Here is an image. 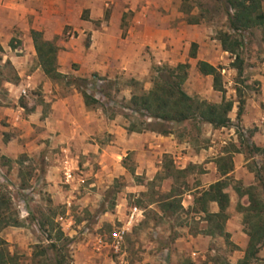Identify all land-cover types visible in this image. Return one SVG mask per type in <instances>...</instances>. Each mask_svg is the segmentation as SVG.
Segmentation results:
<instances>
[{"label":"crops","instance_id":"1","mask_svg":"<svg viewBox=\"0 0 264 264\" xmlns=\"http://www.w3.org/2000/svg\"><path fill=\"white\" fill-rule=\"evenodd\" d=\"M71 2L64 4L59 12L61 19L54 30L49 28L52 22L50 15L43 17L38 24H33L31 29L42 31L46 40L59 36L64 25H69L78 32L76 37L71 35L65 40L59 36L56 40L57 71L70 76L73 82L64 87L47 78L40 67H36L18 85L7 84L11 104L0 105V155L15 158L20 153H27L34 159L40 158L45 164L44 179L51 197L56 203L67 204L70 203V190H58V182L62 179L70 188L85 182V171L78 170L79 158L85 160L83 165H88L92 159L99 161V173L96 174H99V186L105 175L116 174L117 168L121 167V157L128 153H131L134 161L135 176L151 178L161 168L156 164L162 163L165 156L170 158L175 172L184 170L181 175L195 167H201V176L193 177L192 185L188 186V182H184L182 190L177 193L183 210L197 215V226L192 232L187 231L174 237L170 263L183 264L187 259L197 264L199 259H205L206 252L215 251L213 245H217L216 242L225 245L229 241L234 249L229 251L227 262L236 264L243 258L249 236L245 231L243 212L237 208L238 203L247 205L248 200L236 193L234 185L239 181L243 187H248L257 185L258 181L255 169L248 167L242 145L234 135L233 122L237 120L249 130L251 146L260 157L256 164H264V28L256 29L259 38L255 46L254 62L245 67L249 73L244 76L243 81L250 88L247 94L241 90L244 105L240 117L237 118L236 84L232 85L229 79L227 82L223 81L226 93L227 89L234 93V98H229L233 100V107L228 113L229 125L214 128L209 123L197 120V124L202 123L207 133L217 136L225 131L221 135H232L228 139H232V143L214 157L215 161L204 160L209 155L207 153L212 152L204 149L196 152L189 137L175 132L173 126L167 134L145 128L129 131L127 128L131 122L127 117L119 114L107 116L97 105L99 98L95 94L91 95L96 102L86 105L80 90L90 92L84 85L79 89L74 80H84L86 85L91 77L97 75L108 79L134 78L144 81L143 89L148 90L151 82L146 81V78L153 65L164 63L175 66L178 63H188L187 78L182 85L184 91L192 97L219 103L221 92L213 89L211 75H203L198 71L197 62L202 60L214 66L222 65L223 73L235 75L237 70L225 67L233 60V56L222 49L217 36H213L212 27L203 22L204 19L192 22L186 20L185 12L180 8L182 0ZM71 6H74L73 14L68 13ZM86 8L89 9L88 17L82 18V11ZM262 9L264 12V0ZM190 14H194V10ZM86 30L90 33L87 46L83 43ZM8 35L9 41L12 35ZM18 39L22 41L24 51L20 50L23 55L15 57L14 65L21 70L18 74L22 77L28 61H33L36 52L29 30L22 32ZM0 43L2 44V40ZM192 50L194 56L191 55ZM27 86H40L41 99H30L27 107L20 106L17 103L18 92ZM118 93L126 101L133 94L129 87L118 90L117 97ZM5 136L8 137L4 139ZM221 142L227 144L225 141ZM227 154H231L233 161V169L225 175L229 176L228 179L217 170V161ZM66 169L73 172L70 181L63 178ZM164 178L169 183V189L173 187L175 179H178H174L171 173L165 174ZM219 179L229 183L226 188L229 202L225 209L227 218L223 227L224 235L204 234L200 231L206 229L209 223L204 219L203 212L192 210L193 198L198 191L208 188ZM209 209L210 212H217V203L211 202ZM198 230L199 233H194ZM250 264H264V245Z\"/></svg>","mask_w":264,"mask_h":264},{"label":"rangeland","instance_id":"2","mask_svg":"<svg viewBox=\"0 0 264 264\" xmlns=\"http://www.w3.org/2000/svg\"><path fill=\"white\" fill-rule=\"evenodd\" d=\"M68 2L72 3L71 0H0V36L2 40V44L0 43V105L11 104L7 84L18 85L22 79L26 78L27 74L34 71L36 67H40L35 56L32 62L28 61L27 69H24L22 77L19 76L18 71L21 70L14 65L16 64L15 57L23 55L20 50L24 51V47L18 36L27 30L30 34L33 24H38L47 15L52 17L49 28L54 30L61 19L59 12ZM73 8L74 6H71L68 13L73 14ZM180 8L185 12V18L188 21L204 19L202 21L212 27L215 37L219 31L228 30L222 0H182ZM191 10H194V14H190ZM88 13V8L83 9L81 17L87 18ZM256 32V29H251L243 33L245 40L241 48V56L244 60L242 77L237 74L223 73L221 70L222 80L227 82L230 79L232 85L236 84L244 94H247L250 88L245 85L243 80L244 76L249 73L245 67L254 62L255 46L259 38ZM8 34L12 35L9 41ZM89 34V31L86 30L83 35V43L86 46L90 40ZM70 35L76 37L78 32L71 26L64 25L59 36L67 40ZM59 36H55L51 41L56 44ZM10 42L14 47L9 45ZM167 66L173 65L159 63L152 66L146 78V81L151 82L148 90L153 86L157 69ZM225 67H231L230 62ZM14 74H17V80L14 78ZM97 77L100 76L97 75ZM47 78L49 77L47 76ZM101 78L105 81L100 88L101 95H98L97 105L103 109L107 116L119 114L127 117L137 127L161 129L160 121L149 119L140 112L127 111L126 106L129 105V100H124L119 95L120 93L117 97V91L123 87L131 88L132 93L135 94L147 92L148 90L143 89L144 81L134 78L117 79V77L108 79L106 76ZM49 79L64 87L73 82L68 75ZM74 84L79 86V89H81V85L85 86V82L80 80H74ZM251 86L254 88V85ZM25 89V95L21 94V91L18 92L17 103L20 106L27 107V102L30 99H41L40 86H27ZM233 95L234 93L227 89L226 98L233 99ZM233 123L236 138L242 142L244 140L249 142L251 140L249 130L245 128L246 133H243L240 138L235 127L243 126L237 120H234ZM169 126L170 128L173 126L175 132L183 134V137L188 136L196 152L199 153L202 149L212 152L207 153L209 155L204 160L215 161L214 157L225 146L232 143V139L228 140L232 135H221L225 131L217 136L207 133L202 123L197 124L195 119L189 120L186 124ZM6 137L8 136H5L4 139ZM221 141H225L227 144ZM241 148L248 160V167L251 166L256 170V162L260 158L259 153L249 143H243ZM164 158L162 163L156 164L161 168L149 178L133 174L134 161L131 153H128L121 157L119 162L121 167L117 168L116 174L114 176L105 175L100 186L99 174L96 175L99 173V161L92 159L88 165H83L85 160L82 161L79 158L78 170L85 171V182L71 188L69 185H65L62 179L58 182L60 187L58 190H70L68 195L70 203L67 204L56 203L51 197L44 179L45 164L40 158L34 159L27 153H20L15 158L0 155V170L3 173L0 176V192L7 198L9 205L5 214L18 221L17 226L8 225L0 230V237L8 242V249L12 254L11 264H41L42 262L43 264H52L54 262V256L50 250L46 254L36 257L32 255L33 252L39 250L40 246H45L48 243L46 234L38 229L36 221L48 220L52 214H55L54 220L71 238L68 248L69 256L66 259L72 264H171V245L174 237L185 234L187 231L192 232L197 226L195 223L197 215L191 212L186 213L185 209L174 215L163 213L159 202L171 189L174 191L173 193L177 194L182 190L184 182H188V186L192 185V178H199L202 169L195 167L185 175L177 174L174 168L171 169L174 179H178H175L173 187L169 189V183L164 178L167 171L162 165L170 162V158L168 156ZM133 205L143 210V217L125 235L122 246L117 251L108 245L97 248L96 240L99 237L106 240L108 232L120 224L118 219L123 220L128 208ZM216 243L217 245H213L215 251L206 252L205 259H199L197 264H228L227 255L234 249L233 245L229 241H226L225 245ZM37 260H42V262L37 263Z\"/></svg>","mask_w":264,"mask_h":264},{"label":"trees","instance_id":"3","mask_svg":"<svg viewBox=\"0 0 264 264\" xmlns=\"http://www.w3.org/2000/svg\"><path fill=\"white\" fill-rule=\"evenodd\" d=\"M221 1V0H220ZM263 0H222L228 30L219 31L217 38L221 47L233 56L230 62L232 68L237 70V76L242 77L244 60L241 56V48L244 44V32L264 28V12L262 9ZM30 37L33 41L34 49L38 64L43 73L49 78H60L64 76L57 71L56 54L58 46L51 40L43 38L42 32L31 29ZM11 47L14 45L10 42ZM195 46V44H192ZM194 51L191 55L194 56ZM8 62V61H7ZM188 63H178L175 66H167L157 69V74L153 79V86L147 92L140 94L133 93L129 99L128 109L140 112L145 117L160 121L161 129L152 127H144L145 129L158 130L160 133L167 134L171 132L169 125L180 124L184 121L195 119L199 122L211 124L214 128L228 126L230 118L228 113L233 107V100L226 98V89L223 84L221 69L222 65L214 66L206 61L199 60L197 69L203 75L212 76V87L214 90L221 92L222 98L219 103L208 102L204 99H198L188 95L182 85L187 78ZM17 80V74H14ZM7 81L11 82L7 79ZM84 82V80H82ZM237 93V118L243 111L244 98L241 89L236 85ZM86 105L95 103L96 100L86 90H80ZM129 131H140L143 128L137 127L131 123ZM236 132L242 137L240 130ZM239 138V139H240ZM240 144H251L250 141L239 140ZM252 145V144H251ZM253 147V146H252ZM173 166L171 162L165 163L164 168L170 175ZM233 169V161L231 154H227L219 158L217 161V170L221 176L227 175ZM184 170H177V174H181ZM257 185L243 187L241 182H236L234 189L240 197H247V205L238 203L237 208L243 212V222L245 223V231L249 236L247 246L244 250L243 258L238 260L236 264H250L257 258V253L262 245H264V164H256ZM224 178L228 179L229 176ZM229 183L224 179H219L210 184L208 188L198 191L193 198L192 210L194 212H203L204 219L207 220L208 227L201 230V233L215 235L223 234V227L227 218L225 209L229 202V196L226 188ZM174 191L169 190L160 200V209L163 213L174 215L178 211H183L181 199L177 197ZM216 202L218 206L217 212H210V203ZM8 200L4 194L0 192V230L1 228L13 225L17 226L18 221L6 215L8 209ZM55 214L50 218L38 223V229L46 234L48 243L40 246L37 252H33V257L46 254L52 251L54 262L52 264H72L66 258L69 256L68 248L71 238L64 232L58 222L54 220ZM194 233H199L195 231ZM227 240V236L225 235ZM12 254L8 249V242L0 237V264H11ZM42 260H37L41 263ZM43 264V262L41 263ZM183 264H194L191 260H184Z\"/></svg>","mask_w":264,"mask_h":264},{"label":"built area","instance_id":"4","mask_svg":"<svg viewBox=\"0 0 264 264\" xmlns=\"http://www.w3.org/2000/svg\"><path fill=\"white\" fill-rule=\"evenodd\" d=\"M71 36V35H70ZM104 79L101 77L93 76L91 77L90 81L85 85V88L90 92L89 94H95L96 97H99L98 95H101V86L104 83ZM21 94H26V89L22 88ZM91 91L93 93H91ZM127 111L131 113H136L135 111H132L130 109H126ZM150 119V118H149ZM263 120H264V114H263ZM238 127L236 126L235 129ZM240 132L245 134L246 129L243 127L238 128ZM3 174L0 170V176ZM73 172L71 169H66L64 172V178L66 181L72 180ZM83 182V180H81ZM143 217V210L136 206H130L124 216L123 220H120V224L111 229L107 234V239L103 240L102 237H99L96 240V246L97 248L102 247L103 245H108L113 250L117 251L123 244L125 235L129 233L132 230V227L136 224L137 221H139Z\"/></svg>","mask_w":264,"mask_h":264}]
</instances>
